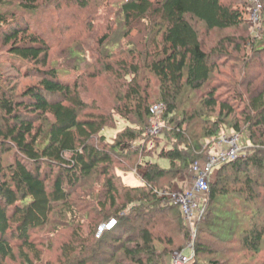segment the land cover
<instances>
[{"label":"trees","instance_id":"obj_1","mask_svg":"<svg viewBox=\"0 0 264 264\" xmlns=\"http://www.w3.org/2000/svg\"><path fill=\"white\" fill-rule=\"evenodd\" d=\"M68 1L86 11L87 19L107 9V19L116 24L96 37L89 68L78 67L87 61L82 45L72 50L75 68L49 66V52L61 36L38 25L31 14L37 0H0V264L16 248L32 250L33 233L54 216L71 227L74 239L62 243L58 264H166L187 242L190 228L180 204L161 193L173 190L196 161H205L227 129L249 133V152L218 166L202 195L190 264H249L227 257L230 245L252 256L264 254V83L249 96L236 90L223 98L220 85L211 83L227 44L260 52L264 65V11L258 36L247 24L249 10L233 0ZM136 32L141 36L133 39ZM212 32L220 35L214 44ZM19 77L38 81L20 92L9 89L7 83ZM98 80L119 100L112 111L85 97L88 83ZM159 103L163 109L153 115L151 108ZM116 113L128 123L109 141L104 130L115 123ZM154 116L175 123L157 153L170 167L140 163L141 184L121 183L108 200L113 182L105 178L97 190L99 157L88 150L122 161L150 151L149 144L160 145L147 133ZM98 139L103 146L94 143ZM82 217L91 229L87 236ZM113 217L116 226L96 237L99 225ZM254 264H264V258Z\"/></svg>","mask_w":264,"mask_h":264},{"label":"rangeland","instance_id":"obj_2","mask_svg":"<svg viewBox=\"0 0 264 264\" xmlns=\"http://www.w3.org/2000/svg\"><path fill=\"white\" fill-rule=\"evenodd\" d=\"M234 4L239 7L247 8L248 14H247V24L250 26V31H252L254 34H258L260 36V33L262 32V18L261 13L264 11V0H233ZM12 2H16V0H12ZM68 0H37V9L32 11L31 14L35 17V19L38 22V25L40 27L45 28V32H52L54 36L60 37L58 40L61 42L59 46L51 49L48 55V64L49 66H58V67H70L75 68L77 64L71 59L72 57V50L79 48L81 45L82 50L87 55V61L82 64L78 65L79 68H89L91 66V48L93 47L95 43L96 37L103 34L106 26L108 24H112L113 28H116V24L113 21V17H109L107 19V14L109 15L110 12L105 9L101 13V16H98L97 18L93 19H87V13L86 11L80 10L79 7L76 5L69 6ZM60 5V6H58ZM56 7L58 8L57 12H55ZM102 9V8H101ZM55 12V13H54ZM56 14V15H55ZM54 18H62L64 20L65 24L70 25L69 29H63L62 27L57 26V23L60 26H63V22L58 19L59 21L57 23L53 22ZM52 25L50 26V24ZM261 27V28H259ZM114 28V29H115ZM241 28V27H240ZM261 29V30H259ZM240 30V29H239ZM244 27L241 28L240 33L243 32ZM228 32H231V34H234V30H228ZM243 34L246 36L247 32H243ZM78 36V37H77ZM116 36L120 39V31L116 32ZM133 39H138L141 35L140 33L136 32L132 34ZM211 42L210 43H216L219 38L218 32H212L211 33ZM76 37L77 39H75ZM71 38H74L70 40ZM123 40V39H122ZM120 40V42L123 41ZM74 42V43H73ZM209 43V44H210ZM121 44V45H122ZM120 45V46H121ZM210 47V46H209ZM227 53L225 56H221L219 59V68L220 71H217L214 73L213 79H211L212 85H220L218 93L220 96L226 97L229 96L236 90H242L247 95L252 90L259 89L262 84L264 83V65L261 64L262 59L260 58L258 52V55H252L250 52L246 50H238L235 45L227 44ZM246 58V59H245ZM250 63H249V61ZM261 59V60H260ZM252 61V62H251ZM249 63V64H248ZM6 74H12V77H14V71L12 69L6 70ZM10 71V72H9ZM260 73L259 76H257ZM254 78V79H252ZM19 82L15 83L16 81L12 80V84L9 86L7 83L8 88L10 89L11 86L19 87V90L16 92H20V88L23 86L28 85L31 82H36L38 79L36 78H26L22 79L19 77ZM22 83L20 84V82ZM91 81V80H89ZM100 81V82H99ZM14 84V85H13ZM87 90L85 91L87 93V98L95 99V102H97L98 105H100V108H105L108 110L113 109V107L117 104H119V100L117 97L109 94V88L108 84L105 83V80H98L96 83H88ZM250 94H248L249 96ZM87 98V99H88ZM120 106V105H119ZM161 115V114H160ZM130 118H132V115H129ZM130 121H133V119H130ZM128 123V119L126 117H123L121 114H115V123L112 124V126L106 127L104 130V134L106 135L107 140L113 141L114 137L116 136L117 132L124 128ZM158 125L160 126V130L156 132L153 126ZM170 126L174 127L175 123L172 125L168 124L167 120L164 118H161L160 116H154L151 119V123L147 128V133L152 135L153 137H158L156 140L159 141L160 145L153 147V145L150 146L151 150L146 151L145 153H138L133 155L132 158H127L124 161L120 159V157L117 156H111L112 158L103 155L100 151H96L93 149H89L88 152L92 156H98L99 159L96 161V167L98 171V179L100 184H95V187L98 189L101 188L103 185L105 178H110L113 182V189L108 194V200L112 196H115L118 194L120 190V186H122L121 183L129 184V185H139L141 184V175L143 173V167L139 165L140 163H146V160H152L154 162H157L164 168L170 167V160L166 157H162L158 155L161 146L165 145V142H167V131L170 129ZM234 133L233 130L227 129L225 133H223L221 136L225 135H231ZM241 154H246L249 152V145L251 144L249 142V133L243 132L241 133ZM220 136V138H221ZM219 138V139H220ZM215 140L218 142V140ZM204 142V141H203ZM217 142H215V145L212 148L213 151H217ZM95 144H99L103 146L104 144L100 142V140H96L94 142ZM205 143V142H204ZM135 145V144H134ZM210 151V152H211ZM99 154V155H98ZM102 154V156L100 155ZM144 155V159L142 156ZM142 168V169H140ZM119 169H123L119 170ZM217 173V168L213 170V177L212 180H215ZM121 178L119 177V175ZM194 175L189 172L182 176H180L178 179H176V184L174 183V192L178 194V191L183 192L185 190H192L194 188ZM198 201L200 202V216H198L193 222H188L189 228H190V234L187 239V242L183 245L181 250H185L186 255H190L191 253V247L193 246V241L195 240L196 234H197V226L198 222L202 216V213L204 212V203L201 200L202 195L199 194ZM104 199H106L104 197ZM56 216L51 218V221L49 224H47L44 228L39 229L38 231L34 232L32 235L33 238V249L27 250V249H15V253L13 257H9L4 261V264H58L59 260L62 256V243L65 240H74L72 237H70L71 227L66 226L61 222H55ZM78 219L76 221V224H78ZM82 220H85L83 223L82 229L84 230V236H87L88 233H90L91 229L88 227V219L82 217ZM99 218L97 221H100ZM195 230V231H194ZM231 246V245H230ZM230 246H227V248L230 250L227 257L233 258V257H239L241 260H237L236 262H244L249 263L257 262L258 260L264 258V254H256L254 256L250 255V253L245 251H239V248L232 249ZM237 249V250H236ZM174 253V252H173ZM173 253L170 255L168 260L166 261L168 264L171 261V258L173 256ZM28 254L29 258L26 259V255ZM214 256V255H213ZM213 256L211 258H213ZM218 258L221 260L226 258L223 254H215ZM234 260V259H232ZM166 263V264H167ZM190 264V263H189Z\"/></svg>","mask_w":264,"mask_h":264},{"label":"built area","instance_id":"obj_3","mask_svg":"<svg viewBox=\"0 0 264 264\" xmlns=\"http://www.w3.org/2000/svg\"><path fill=\"white\" fill-rule=\"evenodd\" d=\"M163 109V104L159 103L151 108V113L157 115ZM152 128L156 132L160 130V126L155 125ZM241 136L238 132H234L228 136H221L217 142V151L209 152L205 161H196L191 168V173L194 175V188L192 190H185L183 192L178 191V194L174 192V189L170 192H162V195H167L168 198H173L180 204L185 220L193 222L198 216H200V202L198 201V195H204L207 193L210 187V181L213 177V170L218 166L239 158L241 154ZM117 224L116 218L103 222L99 225L96 237H101L104 232L112 230ZM195 231V230H194ZM194 256V247H191L190 255L185 254V250H178L173 253L169 264H189Z\"/></svg>","mask_w":264,"mask_h":264}]
</instances>
